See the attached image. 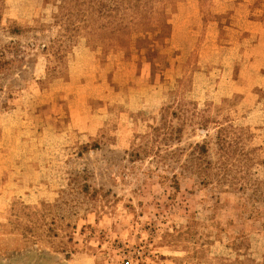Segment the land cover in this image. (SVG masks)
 Returning <instances> with one entry per match:
<instances>
[{"label":"rangeland","instance_id":"1","mask_svg":"<svg viewBox=\"0 0 264 264\" xmlns=\"http://www.w3.org/2000/svg\"><path fill=\"white\" fill-rule=\"evenodd\" d=\"M0 264H264V0H0Z\"/></svg>","mask_w":264,"mask_h":264},{"label":"trees","instance_id":"2","mask_svg":"<svg viewBox=\"0 0 264 264\" xmlns=\"http://www.w3.org/2000/svg\"><path fill=\"white\" fill-rule=\"evenodd\" d=\"M2 69L0 68V71H1Z\"/></svg>","mask_w":264,"mask_h":264}]
</instances>
